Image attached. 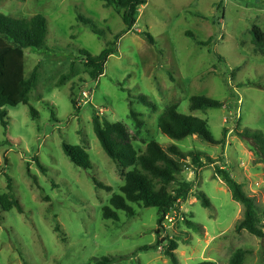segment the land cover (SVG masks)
Returning a JSON list of instances; mask_svg holds the SVG:
<instances>
[{
	"label": "rangeland",
	"instance_id": "374dc122",
	"mask_svg": "<svg viewBox=\"0 0 264 264\" xmlns=\"http://www.w3.org/2000/svg\"><path fill=\"white\" fill-rule=\"evenodd\" d=\"M0 13L45 16L49 48L25 49V76L36 68L39 72L38 86L29 94L38 119L28 105L20 104L8 107L7 132L0 122V195L8 193V175L25 210L21 214L0 209V264H95L105 256L116 257L113 264H172L162 247L139 250L165 234L178 239L180 264H229L238 249L250 251L243 264H264V240L237 230L243 207L215 175L217 167L229 171L256 199L264 230V163L239 136L245 129L264 132V50L250 34L253 26L264 30V0H149L139 8L133 30L120 39L115 35L126 31L123 11L106 7L102 0H0ZM80 16L92 18L104 36L79 23ZM188 31L199 41L211 38V44L199 45L186 36ZM144 32L157 44H150ZM105 48L114 54L104 75L93 80L80 52L96 56ZM83 92L89 98L79 105ZM142 94L156 109L137 100ZM193 96L224 106L191 111ZM171 106L205 120L215 139L225 138L224 144L196 136L176 141L164 135L159 121ZM94 114L124 125L138 154L156 141L164 149L176 144L182 151H199L215 160L201 169L188 160L178 182L167 186L173 192L180 182L193 185L161 236L156 234L155 208L130 204L134 217L118 211V221L104 218L103 209L121 195L125 178L93 131ZM64 143L84 147L91 170L76 167L64 154ZM133 170L161 188L139 165L125 169ZM29 174L37 177L38 186ZM94 179L111 191L97 187ZM199 192L206 194L211 208L203 206ZM186 221L201 229L189 228Z\"/></svg>",
	"mask_w": 264,
	"mask_h": 264
},
{
	"label": "trees",
	"instance_id": "16d2710c",
	"mask_svg": "<svg viewBox=\"0 0 264 264\" xmlns=\"http://www.w3.org/2000/svg\"><path fill=\"white\" fill-rule=\"evenodd\" d=\"M23 1V0H21ZM106 7L113 6L117 11H123L122 20L126 27L125 32L115 35L120 39L125 33L133 30L137 22L139 8L147 5L149 0H102ZM79 23L87 26L98 35L104 36L103 29L98 28L92 18L79 17ZM252 41L264 50V30L258 26H253L250 31ZM48 35V20L45 16L38 14L31 18H16L4 13H0V122L8 131V107H16L20 104L28 105L30 113L34 119H38L39 112L29 101V94L35 90L39 82L38 69H34L29 77L25 76V49L31 48L36 51L48 50L46 43ZM150 44L156 45V39L149 33H142ZM186 36L198 40L196 34L191 31L186 32ZM212 39L207 41H197L201 46H208ZM85 66L89 69V76L93 80H98L105 73V65L113 49L105 48L99 55H92L87 51H81ZM132 97V96H130ZM137 100L146 107L156 109L155 104L149 100L146 95L137 96ZM224 103L206 96H193L190 99V110L219 109ZM131 114L134 118L137 115L133 110ZM93 131L98 138L103 150L108 157L117 162L123 169L122 176L125 178L124 185L121 187V195L117 194L110 200V205L103 209L105 219L118 221V211H124L129 217L136 215L135 210L130 204L140 208H155L158 212L156 234L161 236V230H164L163 222L167 213L178 209L179 206L187 201L192 191V183L180 182L179 187L170 192L167 189L172 183L178 182L177 175L183 172L186 162L191 160L196 168H203L207 164L215 163L205 153L199 151H182L176 144L169 145L164 149L160 143L151 142L146 151L138 154L131 143V138L127 129L121 123H114L106 116L100 117L94 114L92 118ZM160 129L163 134L172 140L181 141L188 137L196 136L213 145H223L225 138L217 140L211 134L207 122L198 117L185 115L178 111L176 106L166 109L161 116ZM239 136L247 140L251 146L252 152L264 163V132L261 130L245 129L239 133ZM64 154L76 166L85 171L92 168V162L89 154L84 147L79 145L72 146L63 144ZM205 160V161H204ZM37 165L43 173H47L48 168L39 160ZM139 165L141 169L157 179L161 183V188L156 189L153 180L144 175L139 170L126 172L125 169ZM34 178L37 186V177ZM216 176L225 183L230 190L233 200L240 203L243 207V217L237 224L238 231H247L249 234L264 240V230L260 226L258 206L256 199L246 194L242 184L237 182L229 171L216 168ZM8 182V193L0 195V209L9 212L16 209L19 213H25L24 207L18 197L15 196L13 179L6 175ZM97 187L111 191L110 187L99 184L95 179ZM198 199L206 208H211L212 204L209 198L203 192L198 193ZM189 228L200 230L201 226L195 222L186 221ZM59 232V227H56ZM162 247L165 250V256L169 258L172 264H180L176 254L178 249V239L170 238L167 234L163 239L157 240L154 245H147L139 248L140 251H148ZM250 253L246 249H238L230 258L229 264H243L246 255ZM117 261L116 257L105 256L95 264H113ZM197 264H217L213 261H202Z\"/></svg>",
	"mask_w": 264,
	"mask_h": 264
},
{
	"label": "built area",
	"instance_id": "2783aa9c",
	"mask_svg": "<svg viewBox=\"0 0 264 264\" xmlns=\"http://www.w3.org/2000/svg\"><path fill=\"white\" fill-rule=\"evenodd\" d=\"M89 98V95L86 92H83L81 94V102L79 103V105H83L82 103H84L85 101H87ZM175 210L169 212L166 214L164 222H163V227L167 228L168 225H172L175 221V216H172L173 213L176 214V212H174Z\"/></svg>",
	"mask_w": 264,
	"mask_h": 264
}]
</instances>
